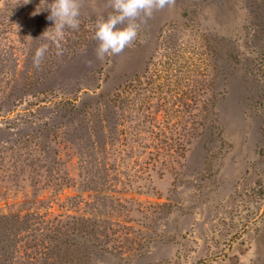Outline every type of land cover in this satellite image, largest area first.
<instances>
[{"label":"rangeland","instance_id":"374dc122","mask_svg":"<svg viewBox=\"0 0 264 264\" xmlns=\"http://www.w3.org/2000/svg\"><path fill=\"white\" fill-rule=\"evenodd\" d=\"M81 2L57 55L53 0H0V264H264V0H176L103 61Z\"/></svg>","mask_w":264,"mask_h":264},{"label":"clouds","instance_id":"9594fccd","mask_svg":"<svg viewBox=\"0 0 264 264\" xmlns=\"http://www.w3.org/2000/svg\"><path fill=\"white\" fill-rule=\"evenodd\" d=\"M176 0H109V7L113 10L106 19H99L96 23L94 39L97 40V59L103 61L106 55H119L125 48L131 46L137 39L139 29L155 11L166 7H174ZM50 10L49 21L54 22V27L43 34L61 55V42L65 36V29L78 30L79 16L82 7L81 0H53L47 4ZM31 38V37H29ZM48 44L39 46L33 56V64L39 68Z\"/></svg>","mask_w":264,"mask_h":264},{"label":"trees","instance_id":"16d2710c","mask_svg":"<svg viewBox=\"0 0 264 264\" xmlns=\"http://www.w3.org/2000/svg\"><path fill=\"white\" fill-rule=\"evenodd\" d=\"M263 66H264V62H263ZM264 75V74H263Z\"/></svg>","mask_w":264,"mask_h":264}]
</instances>
